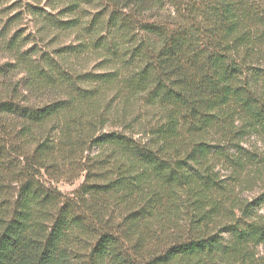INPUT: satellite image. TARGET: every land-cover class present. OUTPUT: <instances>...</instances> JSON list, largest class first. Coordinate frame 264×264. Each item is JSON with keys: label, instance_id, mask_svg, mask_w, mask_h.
Masks as SVG:
<instances>
[{"label": "trees", "instance_id": "1", "mask_svg": "<svg viewBox=\"0 0 264 264\" xmlns=\"http://www.w3.org/2000/svg\"><path fill=\"white\" fill-rule=\"evenodd\" d=\"M263 209L264 0H0V264H264Z\"/></svg>", "mask_w": 264, "mask_h": 264}, {"label": "rangeland", "instance_id": "2", "mask_svg": "<svg viewBox=\"0 0 264 264\" xmlns=\"http://www.w3.org/2000/svg\"><path fill=\"white\" fill-rule=\"evenodd\" d=\"M94 65V63H90V65L88 66V68H92V66ZM116 127H112V126H105L104 130L107 129H113ZM82 179H78L76 181H74L73 183H68V182H59V183H55L54 186L60 190L61 192L65 193V194H70L71 192H73L75 189L78 188V186L80 185ZM257 190L252 191V192H244L243 195L244 196H253L256 193ZM264 213V209L261 210Z\"/></svg>", "mask_w": 264, "mask_h": 264}]
</instances>
